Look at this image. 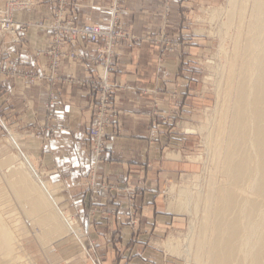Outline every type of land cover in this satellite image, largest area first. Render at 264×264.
Here are the masks:
<instances>
[{
  "label": "crops",
  "instance_id": "obj_1",
  "mask_svg": "<svg viewBox=\"0 0 264 264\" xmlns=\"http://www.w3.org/2000/svg\"><path fill=\"white\" fill-rule=\"evenodd\" d=\"M26 1L25 7L14 11L16 22L31 24L26 42L14 43L0 34V107L9 126L18 132L16 135H21L20 138L30 132L35 136L21 140L28 152L39 160L47 178L58 186L62 195L59 206L66 213H72L80 224L82 230H76L75 237L97 240L101 255H106L110 264H181L175 259H165L164 250L153 244L165 238L178 221L167 212L162 187L170 180L188 179V161L178 160L171 156L174 152H168L176 146L188 152V137L169 135L165 127L157 131L155 127L160 124V118L158 122L153 118L156 117V102L160 106L159 116L165 115L172 106L171 92L175 82L183 83L179 93L185 94L184 102L188 100V80L180 77L188 74V46L165 61L167 87L165 93H159L162 81L158 80L156 70L160 46L143 39L146 34L156 35L162 29L163 8L156 0H126L132 8L123 16L122 25L143 39L122 44L116 70L110 74L111 80L120 85L115 95L119 114L115 127L109 126L107 131L117 127L122 133L108 141L107 161L96 168L89 137L94 106L88 88L75 83L97 76L98 68L92 60L96 55L95 46L84 40L64 45L66 52L85 55L86 59L64 62L62 82L57 90L46 83L26 82L20 70L32 71L36 61L38 70L48 71V58L38 59L37 56L48 49L51 32L40 25H47L54 12L52 0ZM72 1L75 6L67 11L66 18H73L79 24L92 22L104 29L109 26L111 0ZM178 9L177 2H173L169 28L176 36L185 32L187 26L182 24H188V12H184L186 16L182 20ZM3 67L16 70V74L7 76L1 71ZM49 111L53 116L49 117ZM49 126L56 129L53 138L46 142L44 131ZM94 169L97 186L109 185L107 191L98 189L95 191L99 194L91 193L88 181ZM128 187L140 192L133 200L139 209L135 226L129 224ZM97 196L99 198H94ZM91 223L97 224L96 227ZM117 255L129 261L123 259L120 263Z\"/></svg>",
  "mask_w": 264,
  "mask_h": 264
},
{
  "label": "rangeland",
  "instance_id": "obj_2",
  "mask_svg": "<svg viewBox=\"0 0 264 264\" xmlns=\"http://www.w3.org/2000/svg\"><path fill=\"white\" fill-rule=\"evenodd\" d=\"M156 1L161 3L160 5L163 8L162 29L159 30L156 35L146 34V38L143 39L135 36L134 33L129 31V29L124 28V26L122 25L123 16H125V13L132 8L131 3L129 4L128 2H126V0H111L109 9L111 13V21L107 28L102 29H104L105 31H110L112 29V24L116 20L118 24H121V30L127 35V37L133 38V40H128V43H134L139 39V41L143 39L155 46H160V53L158 56L159 64L157 63V70L158 66H160V59L163 58L164 55L166 56L165 59L167 60L168 57L176 55L178 50H184L183 47L188 46V69H186L188 74H182V76H180L181 78L186 77V79L188 80V100L187 102H184L185 98L182 97L185 94L179 93V89L183 88L184 86L183 83H181V81L175 82V89H173L171 92V102L174 105L172 104V106H170L165 115L159 116L158 111L160 112V106L156 102L154 112V115H156V117L153 118V120L157 122L160 118V124L155 127L157 131L159 129H162V127H165V131L169 135L172 134L176 136L180 135L182 137H188V152H184L183 148H179L177 146L170 148V151H168L176 153L171 154L172 157H175L178 160L180 158L181 161H188V179H178L177 181L170 180L166 182L165 187H162V197L167 204V212L172 213L174 216H176L178 221L170 229L165 238L155 240L156 242L152 244L154 247L156 246L157 248H161L162 250H164V252L166 253V255L164 256L165 259H175L181 264H209L206 257L207 247L205 248L203 259H196L199 248L198 244L203 239H205L207 243H209L211 239L215 206L212 205L210 207L207 206L206 203L209 197L210 190L212 189L211 191H217L219 188L224 186L227 181L223 168L226 160L227 148L231 142V138L229 135L230 122L234 109V98L236 95L240 68L242 65V56L247 45L248 29L251 23L253 3L251 0ZM26 2V0H6L3 3L1 2L2 5L0 4V10L7 9V7H10L12 3L16 5V7L13 8L11 14L14 20V11L25 7ZM173 2H177V6L179 7L178 10H180L179 14L181 15L182 20L184 16H186L184 12H188V24L184 22V24H182V26H187L188 28L186 27V29H184L185 32H180L178 36L172 33L171 29L169 28V25L171 26L170 22L171 14L173 12ZM234 3L237 4V10L233 19V24L229 25V13L234 10ZM52 5L54 8L53 17L51 21L47 25H45V28L47 29L55 21L56 14L58 13V11H60L59 0H52ZM74 6L75 5L72 0H68L65 5V7L67 8L64 11V17L67 24H75L78 26L93 24L95 26H98L92 22L79 24L73 18L71 20L66 18L67 11ZM186 6L188 7L187 9L184 8ZM241 6H245L243 13L241 12ZM184 20H186V17ZM242 20L243 22L241 23ZM185 22H187V20ZM21 24L27 25L28 30L31 27L30 23ZM40 27L42 26L40 25ZM26 34L19 41H16V38H13L10 35L1 34V36L4 38H9L14 43H25ZM50 44L51 41L49 43V47ZM65 44L72 43L66 42L64 43V45ZM48 49L43 53H39L37 56L38 59L41 56H46L48 58L49 66L47 72L38 70V64L36 61L32 71L27 72L25 70H20V74H51V59L48 56ZM173 49L174 51H171ZM64 52L66 51L64 50ZM119 52L120 48L118 50V53ZM66 55L68 56L64 57V59H66L64 60V62L71 61L69 60V58H71L69 56H71L72 54ZM99 55L93 56L92 58L94 64L96 66H99L97 74H112L116 70V66H114L113 70L110 71L103 69V67L100 66L98 62ZM182 55L183 58L184 54L182 53ZM119 57L120 56L118 55V59ZM82 59H86V57H83ZM234 60L236 63L234 68L235 80L230 86L232 89V95L230 103L227 105L225 102L227 96L226 90L229 88V74L231 73ZM165 61L163 62V69L166 71L164 73L166 75L167 70L164 68ZM64 62L59 74L63 73ZM117 64L118 63H116V65ZM1 71H5L7 73V76L10 77L16 74V70L11 68L3 67ZM158 80L162 81L158 92L165 93L167 86L165 84L166 81L164 77ZM180 104L183 105L180 106ZM185 105H187L188 108H185ZM163 122H166L165 126L163 125ZM221 125L225 127L226 135L224 134L223 138L220 141L219 133L221 134ZM55 129V127L49 126L44 131L46 142L53 138ZM116 129L120 130V133H122L121 128ZM22 131L23 130H20L19 132ZM2 133H4V135ZM16 133L18 132L14 131V129L9 126L8 119H6V116L3 113L2 108L0 107V135H3L0 137V162H3L2 165L0 164V180L1 186L3 185L2 187L6 191H2L0 194V204L2 203L3 205H8L6 209L10 211V215L13 218L12 224L14 226H9V231L15 237L12 238L13 242L11 249L17 252V256L21 258L20 260L23 259L22 264H110L107 256L101 255L99 248L96 245L97 240H89L87 238L81 239L79 237H75L76 230H82V228L81 226H79V223H76L72 213H68V215L73 219L75 234H65L64 237L56 240L52 239L55 233H52L51 231L49 232L47 227L43 226L42 228V226L38 224L37 221L32 220V217H30V215H26V213L31 210L30 207H28V205L25 206L24 203L18 200L9 185V180H6V178L4 177V175H7V179L10 178L11 180V174L17 172L26 175L28 179L32 181V183H34L35 186L40 185L37 178L34 177V174L27 170L28 165L25 163L23 155H27L31 158V160H33L32 163L36 166V168H38L37 171L40 174L43 183L50 185L55 192L54 196L57 198V208L62 213H67L61 208V205L59 206L62 195L59 193L60 190L58 186L54 184L50 178H47V175L43 173L40 168L39 160L34 155L28 152V150L24 146V142L21 140L23 139V137L35 138V136H33L30 132L25 133V135L22 134V138H20L21 135H16ZM14 137L19 145L18 147L14 146L12 143V138ZM221 142L222 144L219 147V143ZM95 166L96 168L99 167L96 164V160ZM10 171H12V173ZM88 184L91 193L96 194H99V191L95 190L107 187L103 186L104 184L98 186L96 184L97 187H95L96 189L94 190V188L91 187V180L88 181ZM190 191L192 192V194H194V200L188 204L187 195ZM139 193L140 192L135 187H128L126 189V194H128L129 199L135 204V206L136 202L133 200L139 196ZM94 198L99 197L97 196ZM196 201L200 204V206L199 204L196 205ZM191 205L194 209L192 207V209L189 207ZM130 207L133 208V206L131 204L129 206V224L135 226L139 218L138 213L133 215L130 212ZM90 225L92 227H96L97 224L91 223ZM205 226L206 231H204ZM44 229L47 230V233ZM50 233L52 234V237ZM46 239L48 241H46ZM169 240L172 241V247L174 246V250L177 249L176 251L178 253L175 252V254H173L167 249V242ZM117 259H120V263H122V260L125 258H122L121 255H117ZM125 260L129 261V258H126Z\"/></svg>",
  "mask_w": 264,
  "mask_h": 264
},
{
  "label": "bare ground",
  "instance_id": "obj_3",
  "mask_svg": "<svg viewBox=\"0 0 264 264\" xmlns=\"http://www.w3.org/2000/svg\"><path fill=\"white\" fill-rule=\"evenodd\" d=\"M251 1V23L234 98L229 130L231 142L223 168L227 181L217 191L210 190L206 203L207 206H215L211 239L209 243L205 239L199 242L196 256L197 260H202L207 247L206 257L209 264H264V0ZM244 7L241 6L242 13ZM233 9L229 13V25L233 24L236 3L233 4ZM235 65L234 60L229 74V88L226 90L227 105L231 100L230 86L235 80ZM224 134L225 127L221 125L220 141ZM12 140L13 145L18 147L15 137ZM221 144L222 142L219 147ZM23 156L28 165L27 170L39 181L40 185H36L38 188L21 173L11 174L12 181L7 179V175L4 177L9 180L18 200L30 207L31 210L26 215H30L42 228L47 227L49 232L55 233L53 237L50 233L53 240L75 233L73 219L57 208V198L51 186L43 183L33 160L27 155ZM2 163L0 162L1 165ZM2 186L0 180V194L5 191ZM187 196L189 204L194 200V194L190 191ZM197 204L199 203L196 201ZM7 206L0 204V264H22L23 259L20 260L17 252L11 249L12 238L15 237L9 231V226L14 225ZM171 242H167V249L173 254L178 253Z\"/></svg>",
  "mask_w": 264,
  "mask_h": 264
},
{
  "label": "built area",
  "instance_id": "obj_4",
  "mask_svg": "<svg viewBox=\"0 0 264 264\" xmlns=\"http://www.w3.org/2000/svg\"><path fill=\"white\" fill-rule=\"evenodd\" d=\"M67 1L68 0H59L60 11L56 14L55 21L48 28L52 33L51 44L48 49V56L51 59V74H24L23 78L26 82L37 81L40 83H48L57 90L56 88L58 84L62 82V77L59 72L61 71L64 60H66L64 57L68 56L66 54H72L69 56L71 57L69 60L73 61H80L85 57V55L81 54L64 52L63 45L66 42L78 43V41L84 40L86 43L95 46V56L100 53L102 54L99 55L98 59L100 66H102L103 69L110 71L113 70L114 66H117L116 63L119 55V48L122 44L128 43V40H133V38L127 37V35L121 30V24H118L116 20L112 24V29L110 31H105L104 29L99 28V26L93 24L85 26L67 24L64 17V11L67 8L65 7ZM14 7H16V5L12 3L7 9L0 10V33L3 35H10L13 38H16V41H19L27 33L28 26L17 23L13 20L11 14ZM42 27L45 26L42 25ZM171 51H174V49ZM165 58L166 56L164 55L163 58L160 59V66H158L157 70L158 79H162L165 75L164 73L166 71L163 69V62L166 60ZM97 67L99 69V66ZM66 81L74 83L72 80L66 79ZM75 83L88 88L90 100L93 102L94 118L93 125L89 131V137L93 144V153L95 155L96 164L97 166H101L106 162L105 154L108 141L121 136L120 130L116 129L117 127L111 132L107 131L109 126L115 124V118L119 114L115 105V95L120 89V85L111 80L110 74H97V76L86 81H77ZM51 101L49 102L50 107L52 104ZM49 113V117L53 116L50 111ZM96 178L97 171L94 169L91 173V187H93L94 190L96 189L95 187H97L95 181ZM109 188L110 186L108 185L107 187L100 189L107 191ZM95 201H97V199H95ZM131 205L133 208L130 207V212L133 215L137 214L138 208L132 201Z\"/></svg>",
  "mask_w": 264,
  "mask_h": 264
}]
</instances>
